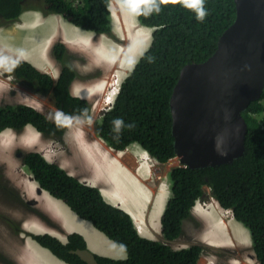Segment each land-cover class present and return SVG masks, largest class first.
I'll use <instances>...</instances> for the list:
<instances>
[{"label":"trees","instance_id":"16d2710c","mask_svg":"<svg viewBox=\"0 0 264 264\" xmlns=\"http://www.w3.org/2000/svg\"><path fill=\"white\" fill-rule=\"evenodd\" d=\"M139 16L154 26L153 39L134 69L122 83L111 108L96 121L97 134L115 150L138 143L160 162L176 156L172 134L170 98L181 69L191 62H202L217 49L222 33L236 18L235 0H202L200 17L183 0H138ZM34 0H0V25L19 20L21 14L37 7ZM44 8L61 13L67 20L96 33L111 31L109 0H43ZM49 12V13H50ZM63 44L55 47L62 61L59 80L20 61L18 78L39 90H51L52 102L61 110L48 115L24 103L0 105V131L22 130L32 124L49 135H62L67 116L90 115V104L73 95L71 84L78 72L68 63ZM248 122L245 151L232 162L203 167L177 165L170 171L172 194L161 216L164 239L142 235L133 216L122 206L110 202L100 187L82 182L39 151L25 153L26 167L42 188L63 200L79 216L119 244L126 257L94 253L91 262L80 250L88 248L85 236L71 232L66 241L52 233H31L41 245L69 264H197L205 250L203 243L174 248L186 218L200 198H207L204 186L251 232L253 248L264 264V91L243 112Z\"/></svg>","mask_w":264,"mask_h":264},{"label":"rangeland","instance_id":"374dc122","mask_svg":"<svg viewBox=\"0 0 264 264\" xmlns=\"http://www.w3.org/2000/svg\"><path fill=\"white\" fill-rule=\"evenodd\" d=\"M36 4L38 8H42L40 2ZM110 8L112 10V26L111 31L108 33L88 31L70 24L62 16L47 13L46 17L43 14L44 11L35 13L30 9L23 12L19 21H13L9 25H0V105L24 103L48 115L60 111L48 94L17 77L14 63L17 59H25L26 62L32 63L41 71L58 76L62 64L55 56L54 44L65 39V41H69L68 44L72 46L74 44V47H71L72 52L66 55V58L70 60L68 63L72 64L79 73L73 89L75 93L81 96L92 98L90 120L99 118L101 116V105H104L107 97L106 92H108L110 78L115 74L118 75L119 81H123L142 54L133 38L135 36L132 29L134 20L130 21V30L128 27L125 29L122 25L125 23L124 19L121 23L124 14L127 19L129 13H136L137 4L135 1L111 0ZM134 17V15L130 16V18ZM130 31L131 35L127 36ZM148 39L149 37L146 42H148ZM104 81L105 83L102 84ZM105 93L106 95H104ZM67 117L68 128L63 135L43 133L32 124L26 125L22 130L9 127L0 131V264H17L14 253L19 247V243L23 241L20 235L26 238L32 237L31 233L49 232L66 241L68 234L75 227L72 223L77 224L78 229L76 230L78 231L88 229L89 224L77 221L73 213L78 214L63 200L53 196L44 188L42 192L38 191L41 185L24 162L25 153L32 150L39 151L50 161L56 162L82 182L101 184L100 181L94 182L92 179L95 177V172L92 160L89 157L90 154L86 151L89 150V144L93 141L99 140L108 148L109 146L102 137L96 136L95 124L88 120L86 116L68 115ZM82 135L84 136L83 143L79 140ZM77 142L81 143L79 149L77 148ZM139 147L133 146L130 149L136 153L141 162L145 160V165H148L149 160L146 161V157L143 156L144 153ZM106 150L105 147L98 148L99 155H105L104 151ZM115 152L113 151L114 154ZM113 158L110 152V156H103L102 159L105 164H109L112 163ZM118 163L120 169L126 168L121 160ZM178 163V158H174L171 162L155 165V173L150 178L145 177L140 169L138 173L131 172L133 183L142 182L143 191L140 190L141 193L132 196L140 201L137 206L128 204L127 194L126 200L119 198L115 201L114 198L110 197V194L106 197L110 202L113 201L112 203L125 209L127 204L129 209L126 210L130 211L129 213L133 216L138 231L144 236L149 235L148 237L160 239L161 237L157 236L158 230L163 235L159 214L164 209L167 198L172 193L168 180L169 170L172 166H177ZM150 165H152L151 162ZM84 172H89V175L85 176ZM33 186L37 189L33 190ZM103 186L98 185L101 190ZM205 187V191L208 193L210 189L207 186ZM112 189L115 190V188ZM44 194H47L54 201L52 203L47 201L43 197ZM50 205H53V207H49ZM62 207H64L62 209L64 213L61 212L60 208ZM226 214L230 215V212L226 210ZM228 215L223 216L229 219L231 216ZM190 221L185 225L186 231H183L177 239L172 240L173 242L171 241L174 245L179 240L184 242L176 243L177 247L186 246L190 243H201L197 237L192 238L190 234L191 230L195 228L193 223H196L197 220L191 218ZM95 229L98 231V228ZM98 232L101 234L99 238H96L97 241L92 240L87 249L80 250L83 257L94 262V253H101L100 250L104 251L101 248H104L108 255L116 254L119 250H122V257H126L125 250L119 244L109 238L103 231L99 230ZM225 236L232 243H235L239 233L235 227H232L222 237ZM241 245L237 244L232 249L204 245L205 250L197 264H261L254 253L253 247L252 250L241 247ZM50 259L53 263H56V259H52L50 256L47 259L44 258L47 262Z\"/></svg>","mask_w":264,"mask_h":264},{"label":"water","instance_id":"95a60500","mask_svg":"<svg viewBox=\"0 0 264 264\" xmlns=\"http://www.w3.org/2000/svg\"><path fill=\"white\" fill-rule=\"evenodd\" d=\"M235 3L236 18L216 51L183 66L170 98L176 156L190 167L232 162L243 154V112L264 91V0Z\"/></svg>","mask_w":264,"mask_h":264},{"label":"crops","instance_id":"0c3cea01","mask_svg":"<svg viewBox=\"0 0 264 264\" xmlns=\"http://www.w3.org/2000/svg\"><path fill=\"white\" fill-rule=\"evenodd\" d=\"M100 142L101 141H99V140L95 141V142L93 141L91 144L96 145L97 143H100ZM89 147H90L89 150L86 152L91 155L92 150H91L90 144H89ZM105 148L107 150L104 151V154L106 156H110L109 149L107 148V146ZM117 154H120L121 156H119L118 158L116 157V160H117V162H116V166H117L116 173H117L118 177H117V179L114 180L115 186L107 187L108 183L106 182L107 181L106 179H104L103 181H101L100 179L99 180L93 179L94 182H99V181L103 182L104 186L102 184H93V183H90V184L99 185V186L102 185L103 186L102 192L105 195V197H108L110 194V197L114 198V200L116 201V199L117 200L119 198L124 199V197L126 198L128 196L127 197L128 198V204L129 205L132 204L134 206H137L140 203V201L133 198L132 196L134 194L141 193L140 190L143 191L142 182L133 183L134 181H131V176H132L131 172L138 173V170L140 169L145 177L150 178L149 173L153 172V168H152L153 166L150 164L145 166V164L143 162H141V160H139L136 153L133 151H130V149L128 151L125 150L124 153L118 152ZM119 159L121 160V163H123V165H126V168L124 167V168L120 169V167L118 165L119 164L118 162L120 161ZM113 162L114 161H112V163ZM142 163H143V165H141ZM116 166H114V167H116ZM116 181H117V184H115ZM123 181H124V184H123ZM112 188H115V190ZM126 188H127V190H126ZM43 193H45V192H43ZM126 194H127V196H126ZM111 202H113V201H111ZM220 206H221L222 210H221V208H219ZM63 208L64 207L60 208L61 212H63V210H62ZM126 209H129V207H126ZM68 211H70V210H68ZM162 212H163V210L159 214L160 218H161ZM223 213H224V208L218 201H215V202L213 201L212 204L209 203V204H206L203 206L202 205L200 206L198 204V205L194 206L190 217L186 218V220L184 221L182 232L186 231V227H185L186 223L191 222L190 219L193 218V220H197V222L193 223L195 228L193 230H191L192 232H190L191 237L192 238L197 237L198 241L201 243H204L206 246L225 247L228 249H232V247H236L237 244H242L241 247L252 249L253 244H252V237H251V232H250L249 228L247 226H245L241 221L235 219L234 217L233 218L229 217V219L224 217ZM73 216L75 217V219L77 221L87 222L89 224V226H88V229L78 231V230H76V229H78L77 224L72 223L73 226H75L74 229L72 230V232L82 233L85 236V238L87 239L88 246L92 240H95L94 242H96L97 241L96 238H99V235L101 234L100 232H98L99 229L97 231L95 229L96 227L93 224H92L93 225L92 226L91 223H89L90 221H87V220L81 218L79 215H76L75 213H73ZM160 221L161 220L159 219V222ZM221 223L224 227H221V225H220ZM160 224H161V222H160ZM232 227H235L237 232L239 233L238 239H237V241H235V243H232V241L226 236L222 237L223 234L228 233V231H230L232 229ZM157 233H158L157 236H160L162 239H164V236L160 234L159 230L157 231ZM212 233H213V235H212ZM218 234H220V235H218ZM147 236H149V235H147ZM20 238H22L23 241L19 243V247H17V250L14 253V259H17L16 260L17 264H68L65 261H62L61 259H59L57 256H55V254L50 249L41 245L34 238H32V237H26L25 238L22 235H20ZM172 242H170V243H172ZM176 243H184V242L179 240ZM176 243H175V245L172 243V245L176 248H180V247L176 246ZM249 243H251L250 244L251 246H248ZM190 244H188V245H190ZM188 245H186V246H188ZM218 245H220V246H218ZM181 247H185V245L181 246ZM101 249L105 251L104 248H101ZM238 249H241V248H238ZM104 251L100 250L101 254L108 255L107 252L106 251L104 252ZM49 256L52 259L53 258L56 259V263H53V261L51 259L48 262L44 260V258L47 259ZM109 256L122 257L123 256L122 250H119L118 253L111 254ZM18 261H19V263H18Z\"/></svg>","mask_w":264,"mask_h":264},{"label":"clouds","instance_id":"9594fccd","mask_svg":"<svg viewBox=\"0 0 264 264\" xmlns=\"http://www.w3.org/2000/svg\"><path fill=\"white\" fill-rule=\"evenodd\" d=\"M110 1L111 0H109V5H108V10H109V17H110V19L112 20V13H111V8H110ZM135 1V3L137 4V10H136V13L134 14L133 12H131V13H129V16H128V18L126 19V15L124 14L123 16H122V18H121V23H122V19H124V21H125V23L124 24H122L124 27H125V29L128 27L129 28V30H130V21H133L134 20V22H133V24H132V29H133V33L135 34V36L133 37L134 38V41H135V44H136V46H138V48H140L139 50L141 51V53L143 54L145 51H146V49H148V47L150 46V44H151V42H152V39H153V33H154V30L156 29V27H154V26H149V25H146V24H144L143 23V21L140 19V16H139V10H140V1H138V0H134ZM183 2L187 5V6H189V7H192V8H195L197 11H198V13H199V15H200V17H203V15H204V13H203V10H202V8H200V5H201V3H202V0H183ZM34 3H37V2H35L34 1ZM30 11H32V12H35V13H37V12H39V11H44V13L43 14H45L44 16H46L47 17V13H49L50 11H48L47 9H45L44 8V5H43V3H42V8H38V7H34V8H32V9H30ZM25 12V11H24ZM50 13H54L55 15H57V16H62V18H64L65 20H67V18H65L61 13H57V12H50ZM23 14V13H22ZM21 14V15H22ZM131 15H134L135 17L134 18H130V16ZM21 19V16H20V18H19V20ZM126 19V20H125ZM19 20H17V21H19ZM67 21H69V20H67ZM69 23L70 24H73V25H75V26H77V27H81V26H78V25H76V24H74V23H71L70 21H69ZM112 26V25H111ZM1 27V26H0ZM122 27V26H121ZM82 28V27H81ZM82 29H84V28H82ZM87 30V29H86ZM88 31H92V30H88ZM95 32V31H94ZM149 32H150V34H149ZM131 35V31H130V34H127V36H130ZM149 37V40H148V42H145V39L146 38H148ZM68 39V38H67ZM130 39V38H129ZM130 41H131V39H130ZM68 40H66L65 41V39H62V40H59L57 43H55L54 44V52H55V47H56V45L58 44V43H61V44H63L64 45V47L66 48V50L68 51L66 54L68 55L70 52H72L71 50H72V48L71 47H74V44H73V46L72 45H70V44H68ZM141 54V55H142ZM140 55V56H141ZM55 56L57 57V55H56V53H55ZM140 58V57H139ZM139 58L137 59V61L139 60ZM57 59H58V61H60V63L62 64V61L57 57ZM20 61H25V59H17L16 61H15V67H16V65L20 62ZM67 61L68 62H70V60L67 58ZM51 62V61H50ZM52 63V62H51ZM35 66V65H34ZM36 67V66H35ZM135 67V66H134ZM37 68V67H36ZM39 69V68H38ZM62 69H63V66H61V72L58 74V76H53V74L51 73L50 75L54 78V80L55 81H57V80H59L60 79V77H61V73H62ZM134 69V68H133ZM132 69V70H133ZM40 70V69H39ZM131 70V71H132ZM130 71V72H131ZM43 72V71H42ZM130 72H128V74L130 73ZM47 73V72H46ZM78 75H79V73H78ZM78 77V76H77ZM77 77H75V79L72 81V84H71V91H72V94L73 95H76V96H79V97H81L83 100H86L89 104H90V113H91V101H92V98H89L88 96H81L80 94H78V93H75V91H74V83L78 80V78ZM127 77V76H126ZM125 79V78H124ZM124 81V80H123ZM123 81H119V79H118V76H113L112 78H110V80L108 81V93H107V97L105 98V100H106V102L104 103V105H101L102 107H101V111H100V117L99 118H93V119H91L90 120V118H91V116H86V118L88 119V120H90L91 122H93L94 124H95V127H96V121L98 120V119H100L106 112H107V110L109 109V108H111L112 106H113V104L115 103V101H116V99H117V97H118V95H119V93H120V91H121V89H122V83H123ZM105 83V81L102 83V84H104ZM106 93H105V95H106ZM115 99V100H114ZM56 106V105H55ZM57 107V106H56ZM58 108V107H57ZM59 109V108H58ZM103 109H106V112L104 113V114H102V110ZM60 110V109H59ZM60 112H61V110H60ZM69 114H66V116H68ZM72 116H85V115H72ZM66 130H67V128H68V117H67V124H66ZM66 130H65V132H66ZM64 132V133H65ZM96 132H97V129H96ZM63 135V134H62ZM96 136L97 137H99V138H101L97 133H96ZM103 139V138H102ZM104 140V139H103ZM105 141V140H104ZM106 142V141H105ZM106 144L109 146V144L106 142ZM138 143H134V144H132V145H130L129 147H127L126 149H130V147H133V146H137V147H139L140 148V150L147 156V158H146V161L147 160H149V164H150V162L152 163V168H153V172L151 173H149V175H150V177L151 176H153L154 175V173H155V171H154V166L155 165H159V164H162V163H167V162H160V161H158L153 155H151L146 149H144L141 145H137ZM110 148H112L111 146H109ZM114 151H116V152H119V151H122V150H115L114 148H112ZM123 150H125V149H123ZM43 154V153H42ZM174 158H178L177 156H175V157H173L170 161H168V162H171V161H173V159ZM178 160H179V163H178V165H184V166H187L186 164H183V163H181L180 162V159L178 158ZM144 164H145V160H143L142 161ZM145 166H147V165H145ZM174 166H176V165H174ZM174 166H172V167H174ZM172 167H171V169H172ZM170 171L171 170H169V173H168V180H169V184H170V189H171V191H172V188H171V179H170ZM158 176H160L159 174H158ZM205 186H207V185H205ZM204 186V189L206 188ZM207 187H209V186H207ZM208 189H210L209 190V192L207 193L206 191V195H207V198H200L199 200H197V202H196V204L194 205V206H196V205H206V204H212V202L213 201H218L213 195H212V193H211V188L209 187ZM172 194V193H171ZM171 196V195H170ZM169 196V197H170ZM169 198H167V200H168ZM209 200V202H207ZM201 201H203V203H201ZM207 202V203H206ZM219 202V201H218ZM167 203V202H166ZM220 203V202H219ZM221 204V203H220ZM166 205V204H165ZM222 205V204H221ZM194 206H193V208H194ZM223 206V205H222ZM165 208V207H164ZM223 208H224V210L226 211H228V212H230V215H228V214H226V212L224 211V213H223V215H228V216H231L232 218L234 217L235 218V216H234V211H233V209L232 208H227V207H224L223 206ZM163 211H164V209H163ZM192 211H193V209H192ZM163 213V212H162ZM161 216H162V214H161ZM236 219V218H235ZM238 220V219H237ZM137 227V226H136ZM192 244V243H191ZM252 244H253V242H252ZM205 245V244H204ZM189 246V245H188ZM174 247V246H173ZM186 247V246H185ZM174 248H176V247H174ZM180 248H182V247H180ZM256 254V253H255Z\"/></svg>","mask_w":264,"mask_h":264},{"label":"bare ground","instance_id":"6f19581e","mask_svg":"<svg viewBox=\"0 0 264 264\" xmlns=\"http://www.w3.org/2000/svg\"><path fill=\"white\" fill-rule=\"evenodd\" d=\"M121 2V1H120ZM119 8V7H118ZM120 12V11H119ZM121 13V12H120ZM119 13V14H120ZM131 23V22H130ZM146 40H147V38L145 39V42H146ZM149 40V39H148ZM135 45V44H134ZM99 47V46H98ZM98 49V48H97ZM136 50V49H135ZM134 51V50H133ZM135 52V51H134ZM99 57V56H98ZM60 73V72H59ZM115 75V74H114ZM113 75V76H114ZM112 76V77H113ZM116 76H118V75H115V77ZM99 87V86H98ZM108 93V92H107ZM105 95V94H104ZM103 100V99H102ZM100 102H101V100H100ZM104 102V101H103ZM105 102H106V100H105ZM104 102V103H105ZM78 133V132H77ZM81 135V134H80ZM83 135L82 136H80L79 137V140H80V142L81 143H83ZM89 142V141H88ZM95 142V141H94ZM81 143H79V142H77L76 144H77V148L79 149V148H81ZM75 144V145H76ZM90 146L92 147L91 148V150H92V154L90 155V158H91V160H92V166H93V168H94V174H95V177L94 178H92V179H96V180H101V181H103L104 179H106L107 181V183H108V185H113V186H115L114 185V180L115 179H117V177H118V175H117V173H116V169H117V166H116V162H117V160H116V157L118 158L119 156H121L120 154H117L116 152H115V154L113 153V149L112 148H108L109 150H110V152H111V154L113 155V163H109V164H105L104 162H103V156H106V155H99V151H98V148H104V147H106L103 143H97L96 145L95 144H90ZM90 148V147H89ZM127 151H128V149H127ZM130 151H131V149H130ZM119 152H125V151H119ZM144 157H146L147 158V156L144 154L143 155ZM136 160V159H135ZM114 166H116V167H114ZM152 173V172H151ZM85 176H88L89 175V172H84L83 173ZM98 176V177H97ZM88 179V178H87ZM100 181V183L102 184V185H104L103 184V182H101ZM86 182V181H85ZM27 184V183H26ZM88 184H90V183H88ZM94 184V183H93ZM115 184H117V181H116V183ZM27 186V185H26ZM96 186H98V185H96ZM112 187V186H111ZM32 189L33 190H35V189H37V187H35V186H33L32 187ZM47 201H50L51 203H52V201H54V199H51V198H49L48 197V195L47 194H44V196H43ZM117 197V196H116ZM124 199L126 200V198L124 197ZM215 202V201H214ZM217 203V202H216ZM123 204H125V203H123ZM216 205V204H215ZM52 206L53 205H50L49 207H51L52 208ZM126 207H127V204H126ZM210 207V206H209ZM219 208H221V206L219 207ZM221 210H222V208H221ZM225 211V210H224ZM226 212V211H225ZM210 213V212H209ZM227 216V215H226ZM234 224V223H233ZM221 225V227H224L223 225H222V223L220 224ZM141 228V227H140ZM154 230V229H153ZM226 234V233H225ZM251 243H249L248 244V246H251L250 245Z\"/></svg>","mask_w":264,"mask_h":264},{"label":"flooded vegetation","instance_id":"af4514ba","mask_svg":"<svg viewBox=\"0 0 264 264\" xmlns=\"http://www.w3.org/2000/svg\"><path fill=\"white\" fill-rule=\"evenodd\" d=\"M35 2H40L41 4L43 3V0H34ZM26 82H28L27 80H25ZM29 83V82H28ZM31 86H33V84H31ZM34 87V86H33ZM37 89V88H36ZM45 94L49 95V98L52 100V95H51V90L49 92L44 91Z\"/></svg>","mask_w":264,"mask_h":264}]
</instances>
